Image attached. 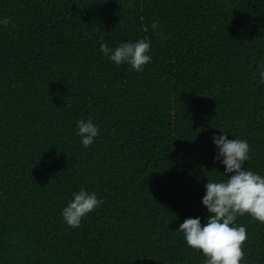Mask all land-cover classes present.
<instances>
[{"label": "trees", "instance_id": "16d2710c", "mask_svg": "<svg viewBox=\"0 0 264 264\" xmlns=\"http://www.w3.org/2000/svg\"><path fill=\"white\" fill-rule=\"evenodd\" d=\"M4 17L0 264H204L178 229L207 223L208 177L227 179L214 135L247 140L264 176V0H0ZM139 39L141 72L100 50ZM81 188L104 203L71 228ZM236 223L242 264H264V223Z\"/></svg>", "mask_w": 264, "mask_h": 264}, {"label": "clouds", "instance_id": "9594fccd", "mask_svg": "<svg viewBox=\"0 0 264 264\" xmlns=\"http://www.w3.org/2000/svg\"><path fill=\"white\" fill-rule=\"evenodd\" d=\"M0 24L8 26L9 18L0 19ZM152 28L155 31L158 25L153 22ZM159 35L166 39L163 33ZM100 50L116 65L127 63L136 72L143 71L152 59L148 54L150 42L147 39L124 42L114 49L107 43H101ZM259 67L261 81L264 82V64ZM77 135L87 148L99 135V128L92 119H81L77 123ZM213 140L218 148L215 159H222L226 166L223 173L227 179L214 181L208 177L206 194L202 198L209 213L207 223L202 224L200 217H189L179 226L178 231L184 234L190 248L203 253L206 257L204 264H242L248 236L246 226L238 225L236 221L239 216L247 214L264 223V176L244 167L250 160L247 140L229 139L226 132L214 135ZM73 197L62 211L64 221L71 228H78L83 217L104 203L95 192L90 193L83 188L73 193Z\"/></svg>", "mask_w": 264, "mask_h": 264}]
</instances>
